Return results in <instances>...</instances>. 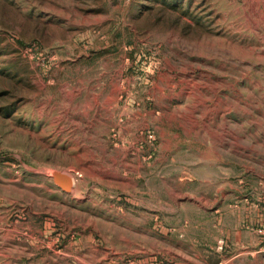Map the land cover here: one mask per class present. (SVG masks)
Segmentation results:
<instances>
[{
  "label": "rangeland",
  "instance_id": "1",
  "mask_svg": "<svg viewBox=\"0 0 264 264\" xmlns=\"http://www.w3.org/2000/svg\"><path fill=\"white\" fill-rule=\"evenodd\" d=\"M0 264H264V0H0Z\"/></svg>",
  "mask_w": 264,
  "mask_h": 264
},
{
  "label": "water",
  "instance_id": "2",
  "mask_svg": "<svg viewBox=\"0 0 264 264\" xmlns=\"http://www.w3.org/2000/svg\"><path fill=\"white\" fill-rule=\"evenodd\" d=\"M54 181L65 192L69 191L72 187L71 179L66 175L57 174Z\"/></svg>",
  "mask_w": 264,
  "mask_h": 264
}]
</instances>
